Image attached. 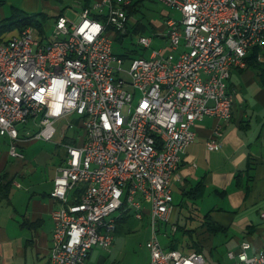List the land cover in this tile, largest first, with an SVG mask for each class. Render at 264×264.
<instances>
[{"label":"built area","instance_id":"1","mask_svg":"<svg viewBox=\"0 0 264 264\" xmlns=\"http://www.w3.org/2000/svg\"><path fill=\"white\" fill-rule=\"evenodd\" d=\"M159 1L181 16H168L153 34L167 46L132 57L128 69L113 53L112 35L131 22L132 0H96L75 20L57 15L48 40L36 38L32 26L0 35V135L9 152L21 154L17 126L30 119H38L35 139L51 140L54 122L72 112L82 129L63 135L74 142H60L65 153L49 191L59 204L51 211L47 264H83L93 247L109 248L127 214L150 217V264H210L202 252L164 246L158 223L169 220L172 184L195 122L218 118L206 146L221 144L234 109L231 72L246 67L251 49H264V0ZM152 41L138 39L143 47ZM228 255L231 264H264V240L259 249L242 240Z\"/></svg>","mask_w":264,"mask_h":264},{"label":"crops","instance_id":"2","mask_svg":"<svg viewBox=\"0 0 264 264\" xmlns=\"http://www.w3.org/2000/svg\"><path fill=\"white\" fill-rule=\"evenodd\" d=\"M162 28L161 24L157 29ZM165 53L175 59L178 50L166 48ZM260 53L264 54V49ZM259 71L245 67L232 70L228 89L235 97L234 109L232 117L223 124L220 146L211 150L206 146L220 120L213 115L197 120L194 125L195 139L186 145L177 171L178 178L172 184L173 200L175 191L181 195L180 206L185 198L197 200L209 196L212 200L222 201V206L215 202L210 204L202 216L206 220L208 215V219L220 228L212 233L206 226H200L196 228V235L203 254L206 250L214 251L216 239L221 238L228 244L235 238L237 244L234 248L228 246L226 249L227 264L232 261L228 252L235 251L242 240L248 239L253 249L261 248L264 240V218L261 215L264 209V78ZM30 136L21 133L18 142L22 144L33 139ZM7 156L18 155H12L8 150L0 159V172L11 169L9 172L13 177L8 198L0 200V264H47L52 244L51 211L59 204L58 200L50 197L49 191L58 161L53 162L52 174L30 178L35 168L28 171L31 166H8ZM199 181L203 185L201 194L190 198L187 192ZM181 216V210L176 209L173 202L166 222L167 230H170L169 223L171 226L172 223L187 225L186 221L179 223ZM120 220L118 225L128 222L133 227L139 223L145 229L148 256L141 259L139 251L130 247L129 241L120 242L115 234L109 248L93 247L83 264H150L148 240L152 231L149 215L144 214L138 220L127 214ZM230 228L240 234L228 236ZM161 230L165 231L163 225L158 227V234ZM173 232L181 243L183 238L186 240L185 235ZM165 236L164 246L169 240L166 233Z\"/></svg>","mask_w":264,"mask_h":264},{"label":"rangeland","instance_id":"3","mask_svg":"<svg viewBox=\"0 0 264 264\" xmlns=\"http://www.w3.org/2000/svg\"><path fill=\"white\" fill-rule=\"evenodd\" d=\"M0 19L7 18L12 13L13 7H17L26 13H33L38 11L46 12L50 15V18L44 22V32L43 36L45 40L53 38V23L54 18L61 11L63 16L68 19L75 20L79 13L81 12L82 7L84 6V0H0ZM96 0H89V5H92ZM170 16L175 19H179L181 14L179 11L166 6L159 0H142L138 10L133 14V17L130 19V23H134L136 20L147 25V29L142 32H133L130 27V32L120 38H114L112 35V50L114 54L122 55L127 53L128 56H121L123 58L122 66L124 69H128L130 66V61L132 57H138L143 55L148 57L152 48L166 47L167 41L164 39L158 38V36L153 35L156 32L158 26L164 23L165 19ZM140 35H149L153 36V41L150 47H143L139 44L138 39ZM34 36L40 38L42 35L34 31ZM260 61L264 62V54L260 53ZM259 82V81H257ZM77 118L78 115L75 112L69 113L62 116L54 122V127L56 129L51 140L43 139H31L28 141H23L22 146L17 145V151L23 153V159L17 156H7L8 166L15 165L17 162L21 161L26 163L28 171L35 168V172L30 175V178H37L41 176H48L52 174L53 171V162L59 161L60 155L56 152L64 154V149L61 145L57 146L56 150L54 149L55 145L59 144L63 140V135L73 136L82 134V129L77 127ZM71 121L74 124V128H67L66 123ZM18 129L21 133L27 135H33L39 129L38 119H30L25 123H19ZM6 136L0 135V159L3 158L4 154L9 150L10 143L8 142ZM20 141V140H19ZM54 152V153H53ZM19 156V155H18ZM24 170V169H23ZM31 174V173H30ZM25 183L27 182L24 181ZM15 191V190H14ZM181 195L178 192H174L175 207L178 210H181V218L179 223L187 222L188 228L198 227L200 228L203 221V214L207 211L210 204L214 202L218 206H222V201L212 200V197H206L202 199L192 200L185 198L180 206ZM184 215V216H183ZM139 222V221H138ZM173 222V221H171ZM171 227V223L168 224V229ZM130 230V231H129ZM145 229L137 223L132 227L128 222L125 224H117V229L114 232L116 234V240L124 242L125 240L129 241V246L139 251L141 259H144L145 256H148V249L145 246ZM179 234V232L177 233ZM238 235L240 233L229 229V235ZM158 237L162 244H165L166 236L164 231L158 234ZM185 238L182 239L184 241ZM216 248L213 252L205 251L204 255L207 260L212 264H227L229 259L226 256V249L229 246L231 249L234 248V244H237V240L232 238V240L227 244L226 241H221V238L216 239ZM128 245V244H127ZM127 252V251H126Z\"/></svg>","mask_w":264,"mask_h":264},{"label":"trees","instance_id":"4","mask_svg":"<svg viewBox=\"0 0 264 264\" xmlns=\"http://www.w3.org/2000/svg\"><path fill=\"white\" fill-rule=\"evenodd\" d=\"M141 1L142 0H132V3L127 8L128 16H131L137 12ZM88 2H89V0H84V6L89 5ZM57 15H63V14L60 11ZM96 16L99 17L101 15H96ZM49 18H50V15H48L46 12H43V11L26 13L25 11H23L17 7H13L12 13L10 14V16L0 20V35L5 33V32L11 31V30L23 29L27 26H32L38 32V34L43 35L44 22ZM126 26L127 27H126V30L124 32L115 31L113 34V37L114 38H120V37L127 35L130 32V27L132 28L133 32H139V31L144 32L147 29V25L145 23L141 22L140 20H136L134 23L128 22ZM262 50L263 49L258 48V47H254L253 49H251V51L246 56V67L245 68L260 70L259 72L261 73V75H262L261 78L263 79L264 78V62H262L258 59V55ZM124 55L128 56L127 53H124L120 56H124ZM63 141H66L69 143L74 142V140L71 139L70 137L63 138ZM17 145L22 146L23 144L18 142ZM59 145H61V144L59 143V144L55 145L56 148ZM58 153L60 155V152H57V155H58ZM63 155H61L57 164H60L63 161ZM17 157L22 158L23 156H17ZM17 164L20 166L26 165V163L19 161L14 166H17ZM10 170H3L2 172H0V200L4 199V198H8L9 190H10V187H11V184L13 181V177L10 175V172H9ZM202 188H203V185H202L201 181H199L192 190H189V192H187V194L190 198L191 197L196 198L201 194ZM205 218H206V220L202 221L201 226H206V229L209 232L214 233L215 231H217L220 228L219 226L212 223V221L210 219H208L209 218L208 215H206ZM120 219H118L117 223L119 221H121ZM172 224L176 226L175 230H173V231H176V232L178 231L180 234L185 235L186 240H184L185 242L182 241V243H181L179 241V238L174 236L175 233L172 231L171 228H169L170 230H167V228H166L167 223L166 222H160V223H158V227L163 225V227L165 229L164 232L166 233L167 238H169L168 242L166 243V247L180 249L182 251H190V252L191 251H199V252H201L200 251L201 250L200 249V243H199V240L197 239V235H196V228H198V227L188 228L187 225H185V224H182V225L181 224L178 225L177 223H172Z\"/></svg>","mask_w":264,"mask_h":264}]
</instances>
